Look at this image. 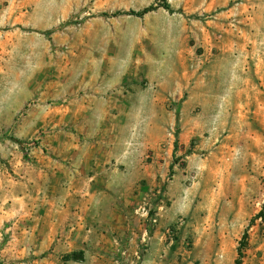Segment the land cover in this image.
<instances>
[{
    "label": "rangeland",
    "instance_id": "rangeland-1",
    "mask_svg": "<svg viewBox=\"0 0 264 264\" xmlns=\"http://www.w3.org/2000/svg\"><path fill=\"white\" fill-rule=\"evenodd\" d=\"M168 3L0 0V264H236L246 231L264 264V0ZM96 141L127 157L98 197L119 215L76 244L57 169Z\"/></svg>",
    "mask_w": 264,
    "mask_h": 264
},
{
    "label": "crops",
    "instance_id": "crops-1",
    "mask_svg": "<svg viewBox=\"0 0 264 264\" xmlns=\"http://www.w3.org/2000/svg\"><path fill=\"white\" fill-rule=\"evenodd\" d=\"M127 96L123 95L119 98L114 96L97 97L94 115L97 117L107 115L109 110H113V112L116 110L118 115H127L129 108H131L128 105ZM100 103H111V105H108L107 109H99ZM109 148L110 146H107V143L103 141H96L91 145L79 143L74 146L73 155L69 158H63V162L58 165L57 174L63 178L72 177L80 182L79 184L77 182V187L73 188V192L75 196H83V199L79 200L81 203L72 208L63 206L61 209L62 212L71 213V223L68 225L71 226L72 230L69 236H73L76 244L93 242L96 235L98 238H102L98 240L99 242L104 241L107 236L106 233L99 234L96 232L94 236V232L96 229L110 228L111 220L118 218L119 213L117 211L111 212V210L108 216H105L99 202L100 196L104 193L105 181L110 180L114 175L120 176L122 173H120L119 165L127 162V157L110 155ZM133 160L136 164L139 163L136 172L140 178H143L145 175L144 159L133 158ZM146 169L148 170L149 167L146 166Z\"/></svg>",
    "mask_w": 264,
    "mask_h": 264
},
{
    "label": "trees",
    "instance_id": "trees-1",
    "mask_svg": "<svg viewBox=\"0 0 264 264\" xmlns=\"http://www.w3.org/2000/svg\"><path fill=\"white\" fill-rule=\"evenodd\" d=\"M166 7L169 8V3H168V0H163ZM156 9V6L155 5H150L148 7H145L141 10H136V9H130V10H127V11H118L114 14H109V13H103V15L105 16H116L118 14H127V15H133V16H144L145 14L149 13L150 11H153ZM258 217H264V205H263V210L261 211V213H259L258 215H256L254 218H258ZM247 238H248V232L246 231L244 236H243V239L241 241V246L239 248V255L240 257L236 260V264H241V257H242V254H243V248L246 246L247 244ZM68 258L69 259H72V260H82L83 259V252L80 251V252H72V253H69L68 255Z\"/></svg>",
    "mask_w": 264,
    "mask_h": 264
},
{
    "label": "built area",
    "instance_id": "built-area-1",
    "mask_svg": "<svg viewBox=\"0 0 264 264\" xmlns=\"http://www.w3.org/2000/svg\"><path fill=\"white\" fill-rule=\"evenodd\" d=\"M152 220V222H153V225L157 222V218H153V219H151Z\"/></svg>",
    "mask_w": 264,
    "mask_h": 264
}]
</instances>
